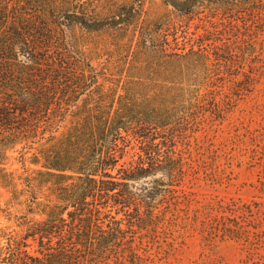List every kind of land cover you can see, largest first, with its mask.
Here are the masks:
<instances>
[{"label": "trees", "instance_id": "trees-1", "mask_svg": "<svg viewBox=\"0 0 264 264\" xmlns=\"http://www.w3.org/2000/svg\"><path fill=\"white\" fill-rule=\"evenodd\" d=\"M188 1L178 12L183 22L208 12L264 18V0ZM147 2L0 0V176L26 205L18 217L22 233L0 229V264H147L136 227L159 236L162 206L178 198L186 175L187 163L168 144L172 108L144 104L125 86L105 90L100 79L107 76L73 42L76 34L131 31L133 53H196L179 44L181 52L169 51ZM9 151L21 153L19 177L4 163ZM259 205H221L211 233L244 241L251 257L260 254L264 216L250 219Z\"/></svg>", "mask_w": 264, "mask_h": 264}, {"label": "rangeland", "instance_id": "rangeland-1", "mask_svg": "<svg viewBox=\"0 0 264 264\" xmlns=\"http://www.w3.org/2000/svg\"><path fill=\"white\" fill-rule=\"evenodd\" d=\"M191 4L188 0L146 3L151 23H161L171 42L169 51L179 53V46L186 52L192 47L198 50L184 57L133 53L131 31L121 35L105 30L86 38L76 34L73 42L107 76L106 81L100 79L105 90L114 87L121 93L125 86L144 104L172 108L168 144H174L178 159L187 163L186 175L178 186V198L162 206L165 220L159 236L155 239L152 232L136 227L145 263L264 264V242L260 254L251 257L244 241L211 233V223L222 214L221 205L258 202L250 219L264 216V18L233 13L214 18L208 12L183 22L178 12ZM135 147L125 160L139 151ZM20 160L18 151L4 157L15 177L24 173ZM2 181L0 176V203L5 209L0 229L22 233L18 217L26 205ZM31 242L30 251L38 255L37 244Z\"/></svg>", "mask_w": 264, "mask_h": 264}]
</instances>
